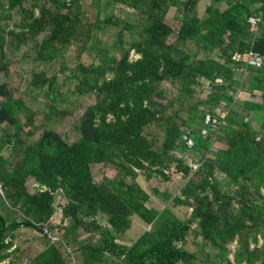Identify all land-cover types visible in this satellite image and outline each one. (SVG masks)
Wrapping results in <instances>:
<instances>
[{"label": "trees", "instance_id": "obj_1", "mask_svg": "<svg viewBox=\"0 0 264 264\" xmlns=\"http://www.w3.org/2000/svg\"><path fill=\"white\" fill-rule=\"evenodd\" d=\"M202 1L0 0V73L16 62L26 79L20 95L13 83L0 93L10 117L0 123V264H264V0H208L200 17ZM121 4L129 18L111 12ZM172 8L201 31L199 55L170 41ZM86 95L94 101L75 121L73 146L55 120ZM108 166L115 176L98 182ZM182 175L177 195L156 190L187 207L184 217L154 208L155 188L138 183ZM59 211L61 223H49ZM133 217L148 229L118 246ZM22 227L38 231L37 251L14 246Z\"/></svg>", "mask_w": 264, "mask_h": 264}, {"label": "rangeland", "instance_id": "obj_2", "mask_svg": "<svg viewBox=\"0 0 264 264\" xmlns=\"http://www.w3.org/2000/svg\"><path fill=\"white\" fill-rule=\"evenodd\" d=\"M6 1V0H3ZM50 1H56V0H50ZM31 2V1H30ZM225 2H228L227 0L224 1V3L221 5L222 7L227 6V4ZM211 1H202L201 4L199 5V14L200 17H204L205 12H206V8L210 5ZM38 7H41V2L38 4ZM86 12L88 13V17L91 21L95 20L96 14H97V7L95 5H91L90 1H88L86 8H85ZM35 15H38V11L39 9H35ZM111 12H113L115 15L120 16L121 18L123 17H128L127 16V12H130V10L128 8L125 7V5L121 4V5H116V7H114ZM126 12V13H125ZM29 15L28 11L26 13V16ZM182 18V11L178 10L177 8H172V10L170 11V14L167 17V20L165 22V29L167 30L168 33H171L172 36L170 38V41L173 42L174 40H176L178 37H181V39L184 41L183 44V48L186 49V51H188L190 54H196L199 55L200 51H201V46H200V41L202 39V33L199 29H197V27L195 26H187L185 24H181ZM9 24H11V22H7ZM116 33L115 30H111V31H104L101 35L100 38L102 41L106 42V43H111L113 40V36ZM73 56L76 57V50L75 48H72L70 51V55L69 56ZM139 56L136 55V53L132 52L130 55V58L125 59L124 61H128V59H136ZM200 57H203L202 54H200ZM94 59V55H90V54H85L82 56V62L86 63V64H90L91 62H93ZM43 66L46 67L47 71L49 72H53L56 68V66H54L51 69H48V66L46 64H42ZM56 65V64H55ZM19 64H17L16 62L11 65V67L7 70V73H0V93L2 92H6L4 90H7V84L13 83L15 84L18 88H16V91L18 93V95H20L21 93L24 92V88L26 86V79H25V75L23 72H21L20 68H19ZM28 65L25 66V68H27ZM205 85H207V83H205ZM204 87L201 89H199V96L203 97V93H207V87L204 89ZM177 92V88H173L170 87L169 88V94L173 95ZM243 92L239 91L237 96L239 99H243ZM1 100V98H0ZM32 98H26L27 105L29 107H39L41 100H34ZM92 101H94L93 97H89V95L83 96L81 99H79V104L80 106L77 107H73L72 112L67 115L64 118L55 120L56 121V125H58V130H60L61 133L65 134L68 133L69 134V141L73 144V146L76 145V143H78L80 141L79 135L75 134L73 132H71V130L74 127L75 121L80 117L81 113L84 111L85 107L87 104L91 103ZM81 102H84L83 105H81ZM1 103V102H0ZM224 111H222L220 113V115H223ZM10 120L9 115L7 114L6 111L1 110L0 111V123H4L6 124L8 121ZM29 122L26 123V127L28 126ZM150 132H155L156 133V138H158L159 140H157L158 142L162 141L161 138V134L163 137V130L161 128L156 129L154 126L150 127ZM34 141L37 142L38 137L36 136L34 139ZM115 168L108 166L106 170L104 171H96V177H97V181L101 182L103 180V177L105 175H107L108 177H114L115 176ZM185 176H180V177H172L171 181L169 183H163L161 181H158L157 179H151L149 182H145L143 178H140L138 181L139 184H141L143 187H145L146 185H149L152 188H155V190L153 192H151V196H152V205L154 208H162L163 205H168L170 208H172V210L174 211V213L176 215H178L179 217H184L186 215H188V208L185 206H174L172 203H168L166 201H164L161 196L158 195L157 190H168L170 193H172L173 195H177L179 193V189L180 187H182V185L186 182V180L184 179ZM3 200L0 199V209L4 208V206L2 205ZM58 202V201H56ZM4 204V203H3ZM60 218H61V212L59 211L58 214L54 215L51 220H49V223H54V224H60ZM133 222L131 224V228L126 232L127 236V240H134L136 238H138L141 233L145 230H147V226L141 224L140 220L137 217H133ZM47 228L45 227V230ZM111 230V229H110ZM59 232V230H55L54 233ZM49 238V236H48ZM55 240H50L52 243L54 244H60V245H65V243L63 241H61V237L56 236ZM50 239V238H49ZM135 241V240H134ZM133 241V242H134ZM263 239H259V245L262 243ZM41 242V238L39 237V233L38 231H36L35 229L31 228H25L22 227L19 231V235L16 238V240L14 241V246L16 247H21L22 249H27L28 252H35L37 251V248L39 247V243ZM130 242V245L133 243ZM116 244L119 246L121 245V243L119 241H116ZM125 246V245H124ZM132 246V245H131ZM131 246H125V247H131ZM236 246H233L232 248L235 249ZM67 249V252L70 253L71 249L64 247ZM191 250L194 249V247L189 248ZM1 264H7L6 262H3ZM74 264H81L80 260L77 258V261L74 260Z\"/></svg>", "mask_w": 264, "mask_h": 264}, {"label": "crops", "instance_id": "obj_3", "mask_svg": "<svg viewBox=\"0 0 264 264\" xmlns=\"http://www.w3.org/2000/svg\"><path fill=\"white\" fill-rule=\"evenodd\" d=\"M250 63H251V61H249ZM251 65V64H250ZM245 94H243V96H244ZM112 230V229H111ZM110 230V231H111ZM44 231L45 232H47V229L45 230V228H44ZM55 232V231H54ZM54 232H47V235L49 236V238H50V240H54V238L56 237V236H59L58 235V233H54ZM137 239V238H136ZM136 239H134V240H136ZM134 240H127V236H126V238H123V241H119L122 245H125V246H131V245H133L134 243H132L131 245H130V242H133Z\"/></svg>", "mask_w": 264, "mask_h": 264}, {"label": "built area", "instance_id": "obj_4", "mask_svg": "<svg viewBox=\"0 0 264 264\" xmlns=\"http://www.w3.org/2000/svg\"><path fill=\"white\" fill-rule=\"evenodd\" d=\"M251 64H252V66H255L257 69H259L260 68V66L258 65V63H257V61H251ZM222 112V111H221ZM220 112V113H221ZM56 238H54V240H55Z\"/></svg>", "mask_w": 264, "mask_h": 264}]
</instances>
